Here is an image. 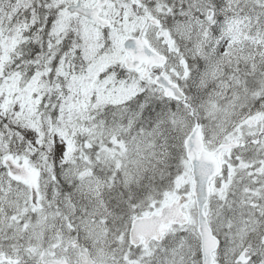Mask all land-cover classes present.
Masks as SVG:
<instances>
[{
    "label": "snow or ice",
    "instance_id": "6c2138e0",
    "mask_svg": "<svg viewBox=\"0 0 264 264\" xmlns=\"http://www.w3.org/2000/svg\"><path fill=\"white\" fill-rule=\"evenodd\" d=\"M0 264H264V0H0Z\"/></svg>",
    "mask_w": 264,
    "mask_h": 264
}]
</instances>
